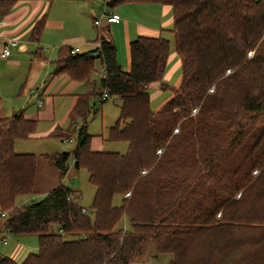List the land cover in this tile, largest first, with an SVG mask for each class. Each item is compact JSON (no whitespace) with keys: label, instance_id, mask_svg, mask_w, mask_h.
<instances>
[{"label":"trees","instance_id":"16d2710c","mask_svg":"<svg viewBox=\"0 0 264 264\" xmlns=\"http://www.w3.org/2000/svg\"><path fill=\"white\" fill-rule=\"evenodd\" d=\"M137 1L171 6L180 83L163 79L170 51L164 36L132 39L128 70L116 59L108 24L99 27L93 51H60L52 74L89 80L99 59L95 93L119 100L107 139L125 141L127 149L91 150L87 95L70 112L82 124L52 134L75 136L71 151L18 153L14 143L28 139L36 121L22 111L0 118V210L14 205L3 231L38 240L37 252L20 261L0 255V264H131L149 243L172 256L169 264H264V0ZM14 2L0 0V15ZM43 26L42 17L30 36L38 38ZM152 82L170 94L157 110L150 106ZM70 158L95 188L93 217L63 183L30 204H14L37 193L41 159L63 176ZM115 194L122 196L118 206ZM122 216L129 230L114 229Z\"/></svg>","mask_w":264,"mask_h":264},{"label":"crops","instance_id":"0c3cea01","mask_svg":"<svg viewBox=\"0 0 264 264\" xmlns=\"http://www.w3.org/2000/svg\"><path fill=\"white\" fill-rule=\"evenodd\" d=\"M122 8H124L123 13ZM100 9H107L119 14L120 17L123 14L124 19L122 20L121 17L119 22L109 23L108 29L111 25L122 29V36L127 39L124 40L127 45L125 48L127 56L129 41L136 36H164L170 43L164 81L166 82L170 74L180 68V60L173 44V34L170 31L173 15L169 4L130 0L107 6L101 0H15L10 10L0 15V52L6 41L15 39L17 42L8 56H0V118L22 111L26 118L34 119L36 127L28 139L36 137L60 139L52 136L54 131L56 129L62 132L71 130L79 120L72 122L70 112L80 96L87 95L84 87L87 80L73 78L67 73L52 74V72L61 50L71 47V49L78 48L76 53H83L93 51L98 46L99 29L93 25L92 21ZM42 17L44 18L43 29L39 37L34 39L30 36L31 30ZM112 35L116 43L118 39L113 27ZM125 56L121 55L118 49L116 50L118 63L126 67ZM79 63L81 67H78H85L84 62ZM98 63H100L99 59L93 60L95 69L101 66L102 70L101 63ZM148 91L150 101L154 100L152 96H156L161 91L159 83H150ZM39 99H42L41 103H38ZM90 148L93 151L103 149L100 144L94 143ZM40 165H47V163ZM70 169L68 164V169L63 176L58 170V179L54 182V186L63 183L61 179L67 172L69 173ZM39 177L42 175L40 174ZM44 179L47 180L45 175ZM51 188L49 186V189ZM7 250H10V247ZM26 251L24 245L16 241L13 249L9 251V257L17 260L20 252H24V256ZM23 256L20 260L26 255Z\"/></svg>","mask_w":264,"mask_h":264},{"label":"rangeland","instance_id":"374dc122","mask_svg":"<svg viewBox=\"0 0 264 264\" xmlns=\"http://www.w3.org/2000/svg\"><path fill=\"white\" fill-rule=\"evenodd\" d=\"M104 4L108 0H101ZM119 4V3H118ZM103 9H100V11ZM122 13L124 12V8L121 9ZM122 20L124 19L123 14H121ZM112 27L115 30V34L117 36L118 41L115 43V38L112 35ZM100 30V28H98ZM102 31V30H100ZM108 37L113 39V42L116 46V50L118 49L119 53L123 56L126 55L125 48L127 47L126 38L122 36V29L119 26L111 25L109 31H106ZM49 37H53L49 35ZM134 39V38H133ZM132 40V39H131ZM130 40V41H131ZM129 41V42H130ZM126 59V67L121 65L124 70H128L130 66V58L125 56ZM98 60V59H97ZM100 62V61H99ZM100 64V63H98ZM128 65V66H127ZM102 74L101 66L97 67L93 70L90 74L89 80H87L84 84L85 91L88 97V103L90 112L86 116L87 121V132L92 136L91 144H100L105 151H117L120 153H125L127 149V143L125 141H110L107 139V129L109 126L113 125L114 122L118 118L119 114V100L113 96H107L103 103H100L101 97L95 93L98 88V80L100 75ZM181 80V70L178 68L176 71L170 74L169 79L166 81L169 86H177ZM39 85V84H38ZM42 88V87H41ZM154 100L150 101V106L152 110H156L157 107H160L167 99H169L170 94L169 91H160L157 93L156 96H152ZM78 120V119H77ZM82 119L80 118L76 125L73 126L78 128L82 124ZM75 123V122H74ZM70 130V129H69ZM68 130V131H69ZM57 131L61 132L59 129ZM75 137V136H74ZM72 137L70 139H58V138H44V137H36L33 139H25L16 141L14 144L15 151L17 152H29L34 154L40 153H48L54 154L56 152H63V151H71L75 144L76 139ZM45 164L46 162L44 159L40 160L39 166L37 168V181H36V188L37 193L35 194H28L18 196L15 199L14 204L16 206L27 205L32 203L33 201L39 200L43 197L44 192L47 191L50 187L54 186V182H57L58 179V169L53 165H40ZM70 171L61 179V181L75 190V199L79 203V205L83 206L89 213L91 217H93L92 212L89 210V206L91 205L95 188L94 186L88 181V173L86 169L82 168L79 170H75L72 166V160H69ZM57 173V175H56ZM42 177H39V175ZM44 175L47 180L44 179ZM38 182V183H37ZM39 185V186H38ZM122 196L121 194H115L112 199V203L115 206L120 205ZM14 208V205L9 206L6 208L8 212ZM17 208V207H15ZM4 219H0V233H4L8 243H2L0 241V255L9 256L10 252L16 244V241H20L24 245V249H27L25 255L28 252H37L38 250V240L36 235H23L20 237H14L13 235L3 231L2 223ZM53 230H57V225L53 224L51 226ZM114 229H122V230H129L130 223L126 216H122L119 221L115 224ZM7 244V245H6ZM10 247V250H7ZM23 251V250H22ZM20 256H17L16 261H20L21 257L23 256L24 252H20ZM24 255V256H25ZM23 256V257H24ZM172 256L169 253H157L154 244L149 243L141 254L139 258H136L131 264H169Z\"/></svg>","mask_w":264,"mask_h":264},{"label":"built area","instance_id":"2783aa9c","mask_svg":"<svg viewBox=\"0 0 264 264\" xmlns=\"http://www.w3.org/2000/svg\"><path fill=\"white\" fill-rule=\"evenodd\" d=\"M121 19L120 15L114 12H110L107 9H104L102 11H100L94 18H93V25L96 27H101L102 24H109V23H113V22H119ZM17 42L15 39H10L8 41H6L1 49L0 52V56L1 57H6L10 54L11 48L16 46ZM78 51V48H73L72 52L76 53ZM107 93L103 92L101 99H106L107 97ZM42 99L38 100V103H41ZM192 112H195V110H193ZM177 131V130H175ZM158 152H160V150H158ZM73 161V159H72ZM129 194V193H127ZM9 215V212L7 210H0V219H4L7 218V216ZM0 241L2 243H6L7 239L4 235V233L0 234Z\"/></svg>","mask_w":264,"mask_h":264}]
</instances>
